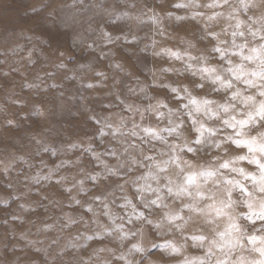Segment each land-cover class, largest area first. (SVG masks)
Instances as JSON below:
<instances>
[{"label": "clouds", "instance_id": "clouds-1", "mask_svg": "<svg viewBox=\"0 0 264 264\" xmlns=\"http://www.w3.org/2000/svg\"><path fill=\"white\" fill-rule=\"evenodd\" d=\"M0 264H264V0H0Z\"/></svg>", "mask_w": 264, "mask_h": 264}]
</instances>
